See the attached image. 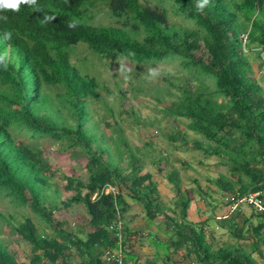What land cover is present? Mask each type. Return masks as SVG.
I'll list each match as a JSON object with an SVG mask.
<instances>
[{"label":"trees","instance_id":"16d2710c","mask_svg":"<svg viewBox=\"0 0 264 264\" xmlns=\"http://www.w3.org/2000/svg\"><path fill=\"white\" fill-rule=\"evenodd\" d=\"M169 1L36 0L35 5L22 4L18 12L0 11V17H7V21L0 19V55L7 65L0 66V196L30 214L14 226L7 224L28 246L24 261L0 241V264H116L105 261L106 254L116 253L124 262L140 264L126 244L131 232L125 222L130 202L142 209L147 222L163 221L167 233L161 248L167 260L183 251L188 264H259L254 253L264 261L260 251L264 214L251 210L246 216L238 207L225 218L213 214L193 223L188 212L190 195L196 191L182 188L175 167L143 172L141 161L127 148L130 170L111 167L104 150L93 146L85 130L88 104L99 95L97 81L70 61V50L78 45L104 61L129 59L148 68L172 62L181 69L192 68L203 81L210 80L213 89L202 83L192 86L187 77L169 74L161 78L164 87L155 99L163 103V117L182 123L201 140L188 145L181 130L162 135L174 151L190 146L223 169L208 180L222 201L259 193L264 205V95L246 56L256 48L264 49V0H210L203 11L197 7L200 0ZM166 4L172 5L171 10ZM103 9L116 19V26L90 23L95 11ZM176 16L192 22L194 28L177 27ZM6 32L11 33L10 39H5ZM242 34H247L244 48ZM261 67L262 62L257 69ZM43 85L57 88L55 110L67 112L63 120L45 113L46 104L52 105ZM116 131L121 133L118 127ZM39 141L83 153L87 176L84 180L64 177L63 189L71 194L60 203L64 208L83 206L86 232L66 229L52 218L55 205L44 206V190L53 174ZM162 157L160 161L169 165L178 160ZM154 174L170 185L172 207L162 203L151 180ZM107 184L115 187V196L101 194ZM197 192L209 197L200 188ZM255 219L261 222L253 224ZM118 220L123 222L120 243ZM36 221L46 224L51 233L40 230ZM214 227L224 230L233 242L217 246Z\"/></svg>","mask_w":264,"mask_h":264},{"label":"rangeland","instance_id":"374dc122","mask_svg":"<svg viewBox=\"0 0 264 264\" xmlns=\"http://www.w3.org/2000/svg\"><path fill=\"white\" fill-rule=\"evenodd\" d=\"M163 1L164 3L170 2L169 0ZM166 5L171 10L172 5ZM95 12L96 14L90 22L92 25H117L116 19L111 17L105 9ZM174 22L177 27L194 28L191 24L192 22H187L177 16L174 17ZM246 56L252 63L253 71L256 73L255 78L262 87L264 95V63L262 62V57H258L256 52H251ZM127 60H117L116 62L100 60L82 44L78 45L74 51L70 50L71 63L82 74L93 77L98 83L97 92L99 98L97 101L89 102L87 107L88 122L85 125V130L94 142L93 146L104 150L105 159L109 166L121 167L126 172L131 167L126 154L128 151L141 161L140 164L144 167L143 172L155 171L157 167L163 170L175 167L181 170L184 186L195 188L196 184L191 180L194 179L204 188V193L208 196L210 195L208 197L210 200L206 202L212 206L217 205L218 202L214 200L217 198L216 189L210 185L208 180L216 177L218 173L224 172L223 169L216 166L214 160H205L201 152L192 149L190 146H187V149L179 151L172 149L171 144L162 134L175 133L177 130H181L186 134L188 145H191L194 139L201 140V138L194 136L186 130L182 123H173L168 121L166 117H163L161 112L163 103L159 104L155 99L156 95H160L157 90H161L164 87L161 78L169 74L179 79L180 77H187L192 86L202 83L204 86L213 89L214 84L212 85L208 79L203 81L200 74L194 69H181L177 64L172 62L161 63L148 68L144 67L146 64H138L135 61L131 62L129 59ZM261 62L262 67L258 70L257 65ZM56 90V87L43 85L42 92L50 100L47 101L53 107L46 104L47 106L44 111L52 119L63 120V116L67 112H64L62 109L60 112H56L55 105L59 103L55 95L57 93ZM169 99L166 98V100ZM114 122H116V125ZM116 127L121 129V133L119 132L121 135L117 133ZM39 144L53 174L49 180L50 187L44 190L42 200L44 206L50 207L55 205L52 218L54 221L62 223L66 229L74 232H86L88 230L86 224L87 217L83 206L76 205L64 208L60 203L71 194L64 191L65 181L63 178L72 177L84 180L87 176L84 169L86 160L83 153L79 149L66 151L61 148L59 143L39 141ZM126 148L128 149L127 152L124 150ZM167 155L171 159L176 157L178 160L174 162L172 159L170 165L165 164L163 159L160 161L163 158L162 156L168 157ZM199 161H202L201 165L198 163ZM158 162L160 163L158 164ZM207 185L212 188V192L208 191ZM54 191L57 192V195ZM164 202L171 207L173 205L172 199L169 202V200L164 198ZM239 207L246 215L251 212L248 206L243 205ZM218 209H209L208 216L213 215L215 210ZM0 212L5 217V220L0 221V241L7 245L8 249L16 255L18 260L24 261V257L28 254V246L18 236L12 234L9 226L16 225L25 216H30V214L28 211L14 207L8 198L4 196H0ZM223 213L227 214L225 209ZM257 222L261 221L255 219L253 224ZM8 223L10 224L9 226H7ZM37 224L40 230L49 234L51 233L46 224L39 221ZM213 230L214 241L217 246H220L222 243L233 242L224 230L216 227ZM246 249L249 251V248ZM260 251L264 256V246L260 247ZM253 258L259 264H264V261L259 258L258 254L254 253Z\"/></svg>","mask_w":264,"mask_h":264},{"label":"crops","instance_id":"0c3cea01","mask_svg":"<svg viewBox=\"0 0 264 264\" xmlns=\"http://www.w3.org/2000/svg\"><path fill=\"white\" fill-rule=\"evenodd\" d=\"M177 170L181 179L182 188L185 190L195 189L196 191L195 193L190 195L191 203L189 206L188 220L193 223H199L207 220V218L209 217L208 213L210 212L209 209H211L212 207L209 206V204H206L208 203L206 201H209L210 199H208V197L205 199L202 193L197 192L198 188L201 189V192H204V188H202L198 183L197 184L199 187L196 185L195 188L191 186H184L181 170ZM153 172L155 173V171ZM151 180L157 184V191L159 192L162 203L165 206H170L169 204H165L166 202H164V198H166L167 200H169V202L172 199V203L174 205V195L171 192L170 185L166 182V180L158 174H154ZM191 180L195 184V180ZM207 189L209 192H212L211 187L208 186ZM163 190H165V192H163ZM214 200L218 202L217 205H214L216 208H219L214 212V216L217 218L218 216L224 214L223 211L224 209L226 211V206H224V204L222 203V198L218 197V194L217 198H215ZM129 204L131 205V208L126 214L125 222L131 232L126 237V244L128 248L127 250L132 254L133 259L139 261L140 264H143L150 260L152 262L155 261L156 264H188V262L184 261V258L182 257L183 251H180L176 255H172L170 260H167L164 257V253L162 251L163 248H161V245L164 244L166 238L165 233H167L165 231H167V229L164 226L163 221H161L160 218H157L152 222H147L145 220V215L142 209L131 202Z\"/></svg>","mask_w":264,"mask_h":264},{"label":"clouds","instance_id":"9594fccd","mask_svg":"<svg viewBox=\"0 0 264 264\" xmlns=\"http://www.w3.org/2000/svg\"><path fill=\"white\" fill-rule=\"evenodd\" d=\"M209 2H210V0H200V2L198 3V5H197V7H198V9L200 10V11H203V9H204V7L206 6V5H208L209 4ZM22 4H28V5H35L36 4V0H0V11H2V10H5V9H9V10H12V11H16V12H18L19 11V9H20V6L22 5ZM0 19H4L5 21H7V17H0ZM242 36H246V38H247V34H242L241 35V38H242ZM11 38V33L10 32H6L5 33V39H10ZM242 41H243V38H242ZM245 42H246V39H245V41H243V48H244V44H245ZM263 48H256V49H254V52H257V53H259V57H262V62H264V58H263V56L261 55V50H262ZM0 66H4V67H6L7 65H6V63H5V57L3 56V55H0ZM107 185H109V184H107ZM107 185H105V186H107ZM104 186V187H105ZM112 186V185H111ZM103 187V188H104ZM114 187V186H113ZM102 188V189H103ZM115 188V187H114ZM116 190V189H115ZM102 191V190H101ZM96 194V193H95ZM102 194V193H101ZM116 194H117V191H116ZM115 194V195H116ZM94 195V194H93ZM97 195V194H96ZM108 195H111V194H108ZM115 195H112V196H115ZM91 199H92V197H91ZM95 199V198H94ZM94 199H92V200H94ZM226 199V198H225ZM225 199L223 200L224 201V206H226V212H227V202H225ZM226 204V205H225ZM171 207V206H170ZM251 209V208H250ZM252 211H254L253 209H251ZM254 212H256V211H254ZM230 213H228L227 212V214H223V215H221V217H217V219H221V218H225L227 215H229ZM261 214H263V213H261ZM119 224V225H118ZM122 224H123V222L122 221H120V220H118L117 221V223H116V230L118 231V235H117V240H118V243H120L121 242V240H122V236H121V230H122ZM108 256H113L114 258L115 257H119L120 259H121V261H122V263H124V264H132V263H129V262H124L123 260H122V258H121V256H120V254L119 253H116V254H106V256H105V261H107V262H115V260H111V259H108L107 257ZM117 264V263H116Z\"/></svg>","mask_w":264,"mask_h":264},{"label":"built area","instance_id":"2783aa9c","mask_svg":"<svg viewBox=\"0 0 264 264\" xmlns=\"http://www.w3.org/2000/svg\"><path fill=\"white\" fill-rule=\"evenodd\" d=\"M242 38H243V41H245L246 36H242ZM260 52L264 58V49H262ZM101 193L104 195H108V194L115 195L116 190L113 186L107 185L102 189ZM95 197H96V194H94L92 196V199H94ZM225 202H227V212L228 213H232L239 206L245 205V206H248L249 208L253 209L254 211H256L258 213L264 214V205H263V202L260 198L259 193H248V194L243 195V196L229 197V198L225 199ZM107 258L111 259V260H115V262L117 264H124V263H122V261L119 257L114 258L113 256H108Z\"/></svg>","mask_w":264,"mask_h":264}]
</instances>
